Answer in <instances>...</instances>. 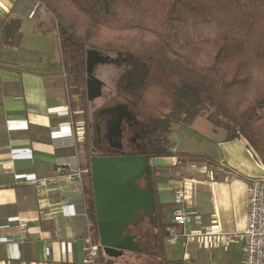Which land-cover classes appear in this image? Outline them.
Listing matches in <instances>:
<instances>
[{
    "label": "crops",
    "instance_id": "0c3cea01",
    "mask_svg": "<svg viewBox=\"0 0 264 264\" xmlns=\"http://www.w3.org/2000/svg\"><path fill=\"white\" fill-rule=\"evenodd\" d=\"M36 3L0 0V264H84L88 227L96 229L85 196L92 157L89 149L106 143L100 134L106 130L103 111L111 106L107 99L116 94L114 78L122 75L123 67L106 69L102 80L108 83L110 97L95 104L87 100L84 110L71 92L52 17L36 9ZM17 24L18 30L10 33L8 28ZM173 129L174 125L171 132ZM215 132L219 131L213 128ZM217 138L218 153L202 155L206 167L191 165L186 170L179 149L174 153L171 148L174 155L167 167H181L177 177L166 167L154 170L153 176L162 227L149 226L153 233L144 237L142 228L147 226L143 225L136 233L143 252L118 258L102 253L103 264H168L179 260L244 264L240 236L248 222L249 187L264 179V165L244 138L229 141L226 133L217 134ZM198 168L206 172L196 171ZM30 179L49 184L38 188L28 183ZM168 185L173 190L182 186L183 207L201 212L202 227L186 224L179 228L181 234L216 226L233 235V243L201 249L196 239L182 237L176 245H168L165 227L177 208L173 190L166 195ZM21 222L27 223V229H20ZM96 236L99 238L98 231Z\"/></svg>",
    "mask_w": 264,
    "mask_h": 264
},
{
    "label": "trees",
    "instance_id": "16d2710c",
    "mask_svg": "<svg viewBox=\"0 0 264 264\" xmlns=\"http://www.w3.org/2000/svg\"><path fill=\"white\" fill-rule=\"evenodd\" d=\"M42 2L53 20L71 92L80 97L84 110L88 48L119 49L140 64L157 66L176 82L172 108L153 119L146 132L135 131L142 142L135 155L173 157L171 127L187 129L203 117L215 130H224L227 140L244 138L264 165V0ZM88 168L86 203L97 229L90 162ZM151 217L162 227L158 208ZM144 222L140 217L131 231L136 234Z\"/></svg>",
    "mask_w": 264,
    "mask_h": 264
},
{
    "label": "water",
    "instance_id": "95a60500",
    "mask_svg": "<svg viewBox=\"0 0 264 264\" xmlns=\"http://www.w3.org/2000/svg\"><path fill=\"white\" fill-rule=\"evenodd\" d=\"M86 54V90L88 101L92 102L102 96L103 88V83L94 75L95 66L108 64L111 59L94 49H88ZM120 124L118 120L117 127ZM90 164L101 252L110 258L143 252L140 238L131 228L140 224L141 215L156 214L152 169L167 167L169 158L92 155Z\"/></svg>",
    "mask_w": 264,
    "mask_h": 264
},
{
    "label": "rangeland",
    "instance_id": "374dc122",
    "mask_svg": "<svg viewBox=\"0 0 264 264\" xmlns=\"http://www.w3.org/2000/svg\"><path fill=\"white\" fill-rule=\"evenodd\" d=\"M100 52L114 59L122 58L127 61L136 62V60L132 59L128 53L123 52L119 49L116 50L101 49ZM145 68L149 69L151 73L150 74L151 77H149L148 79L149 81L148 85L145 84L146 87H143V86H139L138 84H135L134 81L129 78L128 73H124L126 68L123 67L122 68V71L124 73L123 80L121 84L115 88L116 95L118 96L116 99L112 100L109 103V105H111L109 106V109L113 107L112 104H116V105L121 104L127 107L128 110H130L132 114L135 116L136 119L135 128L138 130L142 129V133L146 132L153 119L157 117H161L172 108L173 100H172L171 92L172 89L175 88L176 86V82H174V80L170 79L168 75H166L164 72L158 69L157 66L147 65L145 66ZM114 73H118V71L116 70L114 71ZM75 99H76L75 101H78L80 100V97L76 95ZM73 101L74 100L72 99V104ZM77 108H78L77 105L74 104L73 110L77 111ZM143 111H144V115H142ZM78 118H80L79 120H82L81 113L78 114ZM213 128L214 126L212 125V123L208 119L203 117H200L197 120H195L194 123L191 125V127L187 129L180 128V126L178 125L174 126L173 131L169 134V142L171 148L177 147V149H179L182 159L185 160V164L187 165V167H185L186 170H189L191 165L192 167H196L198 165H203L199 167H206L204 163L207 162L202 157V155H205L204 153H207L209 155H216L218 153L219 146L217 142L218 140L217 134H223L226 132L224 130H218L219 132H215L217 134H214L212 133ZM134 135H135V139H134L133 148L130 149L129 147L126 146L124 147V151L127 154L133 152L134 153L141 152L140 146H142V142H139L136 133H134ZM120 141L124 142L122 139H120ZM115 142H117V137L115 138ZM172 155L174 154L172 153ZM165 169L166 171H169V173H172L174 177H177V174L181 170V167H174V168L166 167ZM179 176H183V175H179ZM181 188L183 189L182 186ZM166 190H167L166 195H169L170 192L173 190V188L171 187V185H168ZM144 225L147 226L146 221L144 222ZM146 230L148 231V233L149 232L153 233L152 228H148V227L142 228V232ZM154 240L155 238L152 237L151 241L153 243ZM97 241L100 242L99 238H97ZM190 246H191L190 240H188L187 248L190 249ZM153 249L154 251H159V247L158 248L154 247Z\"/></svg>",
    "mask_w": 264,
    "mask_h": 264
},
{
    "label": "built area",
    "instance_id": "2783aa9c",
    "mask_svg": "<svg viewBox=\"0 0 264 264\" xmlns=\"http://www.w3.org/2000/svg\"><path fill=\"white\" fill-rule=\"evenodd\" d=\"M36 9H45L42 0H37ZM177 147L172 148V152H176ZM59 172L63 168L58 169ZM198 172H206L205 168L196 169ZM29 184L38 188H45L49 182L46 180L30 179ZM173 196L177 208L172 215L171 223L168 225L166 243L174 246L179 239L193 238L197 240L199 248L204 249L208 246L222 245L228 247L235 240L234 236L229 233H223L216 226H209L204 229H197L188 234H181L179 228H183L186 224L194 223L198 227H202L203 221L201 212L198 208H184L185 193L181 186L173 190ZM20 229H27V223L21 222ZM97 229L88 227L87 237L84 242V264H103L101 258V245L97 241ZM244 242V264H264V179L253 181L249 187V210L247 227L243 235L240 236Z\"/></svg>",
    "mask_w": 264,
    "mask_h": 264
},
{
    "label": "flooded vegetation",
    "instance_id": "af4514ba",
    "mask_svg": "<svg viewBox=\"0 0 264 264\" xmlns=\"http://www.w3.org/2000/svg\"><path fill=\"white\" fill-rule=\"evenodd\" d=\"M104 55V54H103ZM106 56V55H104ZM122 56V55H119ZM109 57V56H108ZM111 61L108 64H97L94 69V75L96 78H98L103 83L102 88V96L100 98L95 99L94 101L90 102L92 104H95L99 99H106L109 96L110 90L108 87V83H106L104 80H102V77L104 75V72H107L106 69H109L108 67L112 65H122V67L126 68L124 73H128V76L130 79L134 81L135 84H138L139 86L146 87L145 84L148 85L149 77H151V73L149 69L145 68L143 64H140L138 62L134 61H127L125 59H114L110 57ZM124 73L119 76L117 79L115 86H119L123 80ZM153 75V74H152ZM113 76V75H112ZM146 80V82H145ZM145 82V83H144ZM115 89V88H114ZM115 91V90H114ZM116 93V92H115ZM112 97L107 99V103H110L112 100L116 99L118 95H111ZM110 97V96H109ZM124 105L117 104L109 109V107L106 108L103 112L105 113V116H107L106 119V130L100 131V134L104 136L106 139V143L103 145H98L94 148H90L89 151L90 154L94 156H106V157H112V156H129V155H135V153H129L127 154L124 151V147H129L130 149L133 148L134 139H135V131L137 130L135 128L136 119L135 116L132 114L128 108H124ZM120 108V109H119ZM142 115H144V111L142 112ZM118 120L121 121V124L119 127H117ZM104 132V135H103ZM117 137V141L115 142V138ZM122 139L124 142L120 141ZM120 142V143H119ZM141 220L144 222V220H147L149 226L155 225L154 218L151 216H148L146 214L141 215ZM186 260H179L170 262L168 264L172 263H178V262H185ZM188 262V261H187Z\"/></svg>",
    "mask_w": 264,
    "mask_h": 264
}]
</instances>
